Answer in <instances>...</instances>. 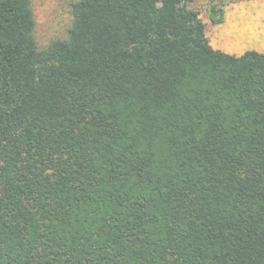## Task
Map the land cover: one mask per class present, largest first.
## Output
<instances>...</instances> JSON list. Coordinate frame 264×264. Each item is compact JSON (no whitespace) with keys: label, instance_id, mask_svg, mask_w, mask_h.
Listing matches in <instances>:
<instances>
[{"label":"trees","instance_id":"trees-1","mask_svg":"<svg viewBox=\"0 0 264 264\" xmlns=\"http://www.w3.org/2000/svg\"><path fill=\"white\" fill-rule=\"evenodd\" d=\"M194 1L0 0V264H264V54Z\"/></svg>","mask_w":264,"mask_h":264},{"label":"rangeland","instance_id":"rangeland-1","mask_svg":"<svg viewBox=\"0 0 264 264\" xmlns=\"http://www.w3.org/2000/svg\"><path fill=\"white\" fill-rule=\"evenodd\" d=\"M74 0H31L34 38L39 48L67 37ZM190 8L205 24V35L214 49L232 55L247 50L264 54V0H195ZM222 11L220 22L210 20L211 9Z\"/></svg>","mask_w":264,"mask_h":264}]
</instances>
